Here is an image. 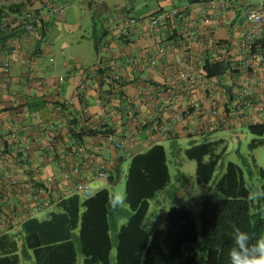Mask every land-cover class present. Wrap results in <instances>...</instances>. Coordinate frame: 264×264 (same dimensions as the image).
<instances>
[{"label": "crops", "instance_id": "0c3cea01", "mask_svg": "<svg viewBox=\"0 0 264 264\" xmlns=\"http://www.w3.org/2000/svg\"><path fill=\"white\" fill-rule=\"evenodd\" d=\"M43 1L34 0L19 10L27 15L38 10L51 29L64 20L65 12L55 0H50L58 9L57 14H52ZM98 1L84 0V4L94 16L106 15L109 26L102 30V40L96 39V57L89 65L77 56L66 54L64 48L57 50L53 43L42 45L36 32L20 33L6 47L0 42V235L17 232L22 220L38 217L55 207L20 203L10 196L15 184L27 181L41 184L55 176L54 195L63 199L75 195L73 187L77 183L88 186L94 180L106 183L96 177L99 169H105L109 176L120 167L122 173L123 161H130L133 155L143 153L151 146L162 145L166 140L187 138L189 144L195 141V135L207 137L224 130L239 141V132L247 124L264 123V116L253 109L243 121H229L230 128H218L201 135L198 116L188 107L189 99L208 104L206 108L209 110L213 105L214 109L209 112L210 122L224 120L226 112L232 108L233 99L221 92L223 87L231 95L249 90L250 96L264 103V82L258 84L257 79L246 74L239 63L238 48L250 30L245 20L243 0H232L229 8L218 10L215 15L208 12V16L220 23L215 35L219 47L215 50H210L205 41L207 33L199 22L204 12L197 2L161 0L157 9L137 17L177 8L184 11L185 21L150 30L137 26L124 39L117 26L128 13L119 8L117 0H103L101 4ZM254 1L245 0L253 7H264V0ZM18 2L0 0V7L5 10L7 6L19 5ZM5 24L0 20V30ZM192 30L201 33V40L188 54L183 50V35ZM259 43L262 53V75L259 78L264 79V36ZM159 51L168 62L181 57L194 74L205 67L215 69L219 66L223 71L215 77H204V85L187 88L174 72L166 69L164 61L154 62ZM46 54L50 55L49 64L43 60ZM54 55L61 58L56 61ZM132 59L136 61L135 65L130 63ZM5 63L9 65L7 70L4 69ZM60 77L62 81L58 80ZM84 78L88 90L78 96L77 89ZM149 85L159 89L158 99L154 101L148 95ZM170 111L182 118L176 122L175 134L160 137L155 134L154 125L162 123ZM84 113L94 118L103 132L113 135L116 140L125 141L132 136L134 141L122 149H114L106 144L103 134H77L76 129L84 124ZM77 147L83 149V155L72 154ZM73 168H78L79 173L68 180L59 179L62 171ZM11 209L16 211L18 218L10 222L8 214ZM77 264H83L80 255Z\"/></svg>", "mask_w": 264, "mask_h": 264}, {"label": "trees", "instance_id": "16d2710c", "mask_svg": "<svg viewBox=\"0 0 264 264\" xmlns=\"http://www.w3.org/2000/svg\"><path fill=\"white\" fill-rule=\"evenodd\" d=\"M33 1L18 2L19 5L7 6L5 10L0 7V20L6 23L0 30V42L5 47L20 33L36 32L39 42L47 37L50 25L45 23L38 10H32L28 15L19 10ZM97 46L95 39L94 48ZM222 71L223 67L219 66L215 69L205 67L200 74L215 77ZM245 129L255 137L248 145L249 150L261 147L264 123L247 124ZM225 152L224 140L201 144L189 142L185 156L196 162L198 184L211 182ZM256 174L264 182V169L256 168ZM120 176L121 169L117 167L106 183L113 187ZM169 184L165 149L162 145L151 146L145 152L133 155L129 161L125 181L126 199L130 205L127 211L113 210L109 206L112 194L105 188L88 199L78 195L63 198L46 217L22 220L17 232L0 235V264H77L78 255L83 258V264H228V253L233 246L229 235L232 225L249 233L253 242L262 239V208L259 205L250 210L254 206L248 199L251 190L237 165L229 163L216 184L222 198L206 196L203 199L198 213L200 233L194 216L184 206L170 207L164 227L151 231L155 223L146 222L149 201ZM262 205L264 207V202ZM120 221L123 224L120 225Z\"/></svg>", "mask_w": 264, "mask_h": 264}, {"label": "built area", "instance_id": "2783aa9c", "mask_svg": "<svg viewBox=\"0 0 264 264\" xmlns=\"http://www.w3.org/2000/svg\"><path fill=\"white\" fill-rule=\"evenodd\" d=\"M28 0H19V2H25ZM103 0H99L98 4H101ZM232 4V0H202L197 2L199 9L204 13L201 14L199 22L205 27V33L207 36L205 41L210 50H215L219 47V44L216 40V30L220 26L219 21L214 19L212 16H208V12H213L214 15L218 10H225L229 8ZM243 7L245 9V20L250 25V30L245 35L244 39L241 41L238 53H239V63L241 69L249 74L252 79L256 78L258 84H262L264 79L259 78L262 75V69L260 63L262 61V53L260 50V39L264 36V7H253L249 3H246L243 0ZM50 13L57 14L58 9L50 3V0H46L44 4ZM186 19V15L183 10L172 8L169 10H160L153 14H150L145 17H132L124 16L120 23L117 26L119 34L122 38H128L131 34V31L135 27H145L146 29H154L160 26L183 22ZM28 29H31V26H27ZM201 40V33L192 30L187 31L183 35V50L185 53H190L193 49V46L198 44ZM15 51L13 50L12 53ZM164 56L160 51L155 55L154 62L164 61L166 64V69L172 71L177 75V79L180 83L184 84L187 88L195 85H204V77L198 73H192L184 64L181 57L173 58L169 62L163 59ZM130 63L133 65L136 64L134 59L130 60ZM8 63L4 64V69H8ZM62 81L60 77L58 79ZM88 90V82L84 78L82 83L77 89V95L80 96ZM159 89L156 86H148V95L151 101L158 99ZM221 92L227 96V98L233 99L232 108L226 112V117L224 120L219 122L212 123L209 120V112L213 110V105L210 106V110L206 107L208 104L201 103L194 99L188 100L189 109L193 110L198 116V129L201 135L213 131L218 128L228 129L230 128V122L234 120L243 121L247 114L251 110L257 111L260 115L264 116V103L260 100H257L253 96H250L249 90H243L236 95H231L228 93L226 88H222ZM108 98V97H107ZM232 101V100H231ZM207 105V106H206ZM84 124L79 126L77 134H88V133H98L103 134L104 140L109 147L114 149H122L125 145L132 143L134 137L128 136L125 141H118L114 138L113 135L103 132L102 126L98 125L96 120L92 117H89L84 113ZM182 117L176 114L173 111H170L163 118L162 123L157 122L154 125V132L160 137H167L169 135L175 134L176 122ZM228 120V121H227ZM133 123L136 120H132ZM72 153V152H71ZM75 156L83 155V149L77 147L73 153ZM69 154V155H72ZM79 173L78 168H73L68 171H62L59 175V179L68 180L72 175ZM96 177L100 180L107 181L108 174L105 169H99ZM57 179L55 176L50 177L47 181L42 182L41 184H36L32 181H27L21 184H15L13 186V193L10 195L12 198L15 197L20 203H33L45 208L56 205L62 197L55 196L54 191L56 189ZM73 193L80 196L83 199L91 198L94 193L91 191L89 186L83 182L77 183L73 187ZM11 199V198H10ZM17 213L14 209L8 214L9 221L17 220ZM8 221V222H9Z\"/></svg>", "mask_w": 264, "mask_h": 264}, {"label": "rangeland", "instance_id": "374dc122", "mask_svg": "<svg viewBox=\"0 0 264 264\" xmlns=\"http://www.w3.org/2000/svg\"><path fill=\"white\" fill-rule=\"evenodd\" d=\"M60 8L64 10V20L54 24L43 40L42 45L53 43L57 50L64 48L65 53L79 57L82 62L88 65L96 57L94 48L95 39L102 40V30H107L109 19L106 15L94 16L91 14L84 0H55ZM161 0H117L116 4L120 9L124 8L128 15L132 17L140 16L157 9ZM252 3H255L252 0ZM62 17V18H63ZM56 56V55H54ZM44 62L49 64L50 55H44ZM61 57L56 56L55 59ZM56 59V61H57ZM240 140L237 141L228 131H216L209 136L201 137L195 135L197 144L209 141L224 140L226 152L217 164L214 176L207 185L198 184L195 180L196 162L188 160L185 156V150L189 148L188 139L180 138L178 140H166L162 143L165 149L166 160L170 175V184L166 190L160 192L155 199L149 201V211L146 222L154 221V230H160L166 222L167 211L170 207L184 206L190 210L195 218L196 229L198 233L201 230V224L198 213L201 203L206 196H216L221 199L222 195L216 190V184L224 175L229 163L240 167L244 173L246 186L253 191L258 185L263 186L257 174L256 168L264 169V143L261 147L250 151L249 143L255 137L246 129L239 132ZM128 159L122 163V173L118 182L110 187L107 183L94 180L89 183L92 192L101 189H108L112 194L114 191L125 193V181L127 175ZM255 207H254V206ZM261 206L264 216V207L262 202L253 201L250 210ZM127 211L128 207L120 208ZM50 211H47L39 218H44ZM113 235V234H112ZM114 237V235H113ZM264 238V234L263 237ZM115 251H112V256Z\"/></svg>", "mask_w": 264, "mask_h": 264}, {"label": "clouds", "instance_id": "9594fccd", "mask_svg": "<svg viewBox=\"0 0 264 264\" xmlns=\"http://www.w3.org/2000/svg\"><path fill=\"white\" fill-rule=\"evenodd\" d=\"M250 201L264 202V186L258 185L248 194ZM109 206L116 210L129 207L126 193L114 191L109 197ZM233 246L228 253V264H264V238L252 241L249 233L242 231L236 225H232L229 234Z\"/></svg>", "mask_w": 264, "mask_h": 264}]
</instances>
